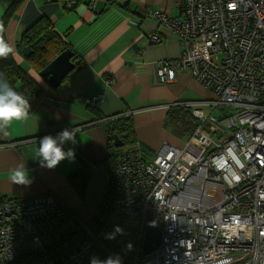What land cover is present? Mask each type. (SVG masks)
I'll list each match as a JSON object with an SVG mask.
<instances>
[{"label":"built area","instance_id":"2783aa9c","mask_svg":"<svg viewBox=\"0 0 264 264\" xmlns=\"http://www.w3.org/2000/svg\"><path fill=\"white\" fill-rule=\"evenodd\" d=\"M183 11V19L154 9L149 17L174 31L183 49L161 61L159 82L187 71L212 93L183 104L197 120L185 146L163 145L150 160L140 149L119 152L111 217L97 226L53 193L0 194V264L26 253L25 264H90L117 255L122 264H264V0H185ZM217 108L234 113L220 118ZM152 217L161 243L143 255ZM117 226L122 234L108 239Z\"/></svg>","mask_w":264,"mask_h":264},{"label":"crops","instance_id":"0c3cea01","mask_svg":"<svg viewBox=\"0 0 264 264\" xmlns=\"http://www.w3.org/2000/svg\"><path fill=\"white\" fill-rule=\"evenodd\" d=\"M14 2L0 0V21ZM183 4L184 0H80L69 7L62 1H21L12 12L6 38L23 70L33 73L18 43L42 17L51 22L68 49L85 65L75 68L58 88L44 86L29 116L12 121L0 131V194L22 199L53 193L81 220L91 223L103 202L112 162L105 123L117 116L130 117L136 144L121 149H140L147 158H153L163 145H185L196 122L177 132L170 113L183 110V104L193 100H210L212 93L187 71L178 72L176 80L168 85L159 82L158 63L180 57L183 49L174 31L145 17L152 8L183 19ZM154 33L161 35V43L149 42ZM96 96H102L100 103L88 102ZM226 109L234 113L231 108L222 110ZM66 128L76 130V142L64 145L65 151H74V161L65 159L54 169L41 167L37 155L40 139L55 137ZM20 164L25 165L30 184L11 180V171ZM82 169L88 182L80 192L71 178L81 176Z\"/></svg>","mask_w":264,"mask_h":264},{"label":"trees","instance_id":"16d2710c","mask_svg":"<svg viewBox=\"0 0 264 264\" xmlns=\"http://www.w3.org/2000/svg\"><path fill=\"white\" fill-rule=\"evenodd\" d=\"M21 1L22 0H15L11 8L0 21V23L4 25V31L2 35L6 42L7 28L14 14L12 12L18 7ZM109 1L112 2V0ZM125 8H128V5H125ZM182 12L184 13L183 10ZM28 45H30L34 51L29 57H26L28 58L26 59L27 62H29L30 66L32 67L31 70L33 73L31 74V71L29 73L23 70L18 62H16L12 54L8 55L6 58H0V73L6 76L9 83L15 90L24 95V97L29 101L30 105H33L42 95L45 89L44 86L47 87L49 84L47 77H42L40 72L47 65H49L53 59L59 56L63 51L67 50L68 45L66 41L55 32L51 22L44 17L37 20L22 35V38L18 43V48L21 54L23 52V48ZM73 61L76 63V69L85 65V63L83 64V59L79 60L75 54ZM181 108L184 111L179 110L178 112V110H174L169 115L170 120L175 122V124L178 126L177 127L175 124H172V126L177 128V132H179L180 129L187 130V127L190 125V123L192 126H194L196 122L197 125V120L193 117L191 109L188 107ZM171 123L172 122H169V124ZM104 126L107 135V148L109 150L112 162L108 171L103 202L96 211L97 218L91 222L94 223V226L104 223L109 217H111L112 208L116 199L115 156L121 152L122 149L116 146L115 137L120 138L127 147H133L136 144L134 125L130 117H118L105 123ZM82 170V177L75 175L73 178H71L72 184L77 189H79L80 192H83V189L88 182V178H86V172L84 169ZM29 260H31V258H29V255L26 253L14 264H25Z\"/></svg>","mask_w":264,"mask_h":264},{"label":"clouds","instance_id":"9594fccd","mask_svg":"<svg viewBox=\"0 0 264 264\" xmlns=\"http://www.w3.org/2000/svg\"><path fill=\"white\" fill-rule=\"evenodd\" d=\"M4 25L0 23V58H6L14 52L13 47L4 40L2 35ZM31 105L24 95L13 88L6 76L0 73V131H4L12 121L22 120L29 116ZM5 135L7 132L4 133ZM67 142H76V130L74 128L64 129L57 136H44L39 141L37 155L41 167L48 169L56 168L65 159L74 161L75 153L72 149L64 150ZM11 180L15 184L27 185L31 181L25 165H17L11 171ZM122 229L116 227L114 233L108 235V239H114L116 233L122 234ZM131 249L132 245L129 244ZM90 264H122L120 256H110L104 260L93 257Z\"/></svg>","mask_w":264,"mask_h":264},{"label":"water","instance_id":"95a60500","mask_svg":"<svg viewBox=\"0 0 264 264\" xmlns=\"http://www.w3.org/2000/svg\"><path fill=\"white\" fill-rule=\"evenodd\" d=\"M25 57H29L34 51L30 45L23 48ZM74 53L71 49L63 51L59 56L53 59L41 72L42 77H48V83L53 88H58L63 80L75 70L76 63ZM116 146L122 148L125 144L120 138L115 137ZM161 243V231L159 228V220L156 217L149 218L147 221L146 234L144 239L143 255H148L154 245Z\"/></svg>","mask_w":264,"mask_h":264},{"label":"rangeland","instance_id":"374dc122","mask_svg":"<svg viewBox=\"0 0 264 264\" xmlns=\"http://www.w3.org/2000/svg\"><path fill=\"white\" fill-rule=\"evenodd\" d=\"M161 61L158 63V66H157V69L160 65ZM173 83V82H172ZM164 85H168V84H164ZM223 108H217L215 111H214V115L217 116V117H226L228 115H230L232 113V110L230 109H226V110H222ZM186 144V143H185ZM185 146V145H184ZM183 146V147H184ZM182 148V147H181ZM149 160L152 159V158H148Z\"/></svg>","mask_w":264,"mask_h":264},{"label":"flooded vegetation","instance_id":"af4514ba","mask_svg":"<svg viewBox=\"0 0 264 264\" xmlns=\"http://www.w3.org/2000/svg\"><path fill=\"white\" fill-rule=\"evenodd\" d=\"M151 9H152V8H149V9L146 11V13H145V17L152 18V17H149L150 12H151ZM157 21H158V20H157ZM158 22H159V21H158ZM159 24L162 25V26L164 25V24L161 23V22H159ZM47 79H48V77H47Z\"/></svg>","mask_w":264,"mask_h":264}]
</instances>
